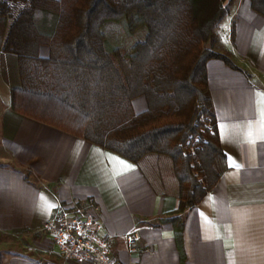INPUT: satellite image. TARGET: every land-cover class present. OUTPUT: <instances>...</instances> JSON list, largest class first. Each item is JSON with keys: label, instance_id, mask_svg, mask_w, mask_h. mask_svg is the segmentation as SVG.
Returning a JSON list of instances; mask_svg holds the SVG:
<instances>
[{"label": "crops", "instance_id": "crops-1", "mask_svg": "<svg viewBox=\"0 0 264 264\" xmlns=\"http://www.w3.org/2000/svg\"><path fill=\"white\" fill-rule=\"evenodd\" d=\"M207 62L224 173L196 206L178 212L172 162L139 165L55 123L15 110L16 59L0 63V264H95L67 261L43 233L63 209H96L121 264H264V16L251 0H226ZM12 19L0 28L5 39ZM42 30L53 27L40 18ZM40 55L50 53L41 45ZM147 110L144 96L133 100ZM183 223L181 238L178 224ZM136 234L131 245L128 235Z\"/></svg>", "mask_w": 264, "mask_h": 264}, {"label": "trees", "instance_id": "trees-1", "mask_svg": "<svg viewBox=\"0 0 264 264\" xmlns=\"http://www.w3.org/2000/svg\"><path fill=\"white\" fill-rule=\"evenodd\" d=\"M225 1L0 0V28L12 19L0 63L13 56L19 76L12 107L138 165L169 159L184 212L227 168L207 74L211 58L234 66L215 51ZM251 4L264 16V0ZM42 17L53 19L48 32ZM140 96L148 108L137 113Z\"/></svg>", "mask_w": 264, "mask_h": 264}, {"label": "built area", "instance_id": "built-area-1", "mask_svg": "<svg viewBox=\"0 0 264 264\" xmlns=\"http://www.w3.org/2000/svg\"><path fill=\"white\" fill-rule=\"evenodd\" d=\"M103 225L96 209L67 208L47 220L43 233L52 240L53 247L67 261H91L95 264H121L110 249L109 240L102 235ZM138 236L128 235L131 245Z\"/></svg>", "mask_w": 264, "mask_h": 264}, {"label": "rangeland", "instance_id": "rangeland-1", "mask_svg": "<svg viewBox=\"0 0 264 264\" xmlns=\"http://www.w3.org/2000/svg\"><path fill=\"white\" fill-rule=\"evenodd\" d=\"M221 53H223V54H224L225 52H223V51H222Z\"/></svg>", "mask_w": 264, "mask_h": 264}]
</instances>
